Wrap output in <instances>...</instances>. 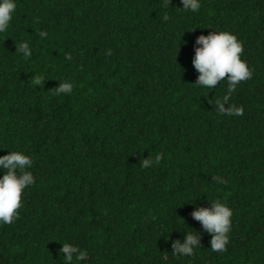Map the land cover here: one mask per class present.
Returning a JSON list of instances; mask_svg holds the SVG:
<instances>
[{"label": "trees", "instance_id": "obj_1", "mask_svg": "<svg viewBox=\"0 0 264 264\" xmlns=\"http://www.w3.org/2000/svg\"><path fill=\"white\" fill-rule=\"evenodd\" d=\"M15 2L0 33V156L29 155L35 183L0 223V264H64L65 242L87 252L77 264H264V0H199L197 12L182 0ZM213 31L237 35L253 70L229 100L242 116L215 111L226 79L195 84L196 40ZM23 41L31 57L15 52ZM60 81L72 93L54 95ZM217 198L233 211L223 253L191 215ZM194 231L195 255L174 256Z\"/></svg>", "mask_w": 264, "mask_h": 264}, {"label": "clouds", "instance_id": "obj_2", "mask_svg": "<svg viewBox=\"0 0 264 264\" xmlns=\"http://www.w3.org/2000/svg\"><path fill=\"white\" fill-rule=\"evenodd\" d=\"M183 9L197 12L201 5L199 0H182ZM170 0H163L162 7L167 8ZM15 0H0V33L6 32L13 13L16 11ZM164 21L170 19L165 13L162 17ZM41 38L48 36L46 30L40 31ZM196 43L200 45L195 49V57L192 64L199 72L197 81L198 86L214 89L221 80L228 81L227 94L222 98H217L213 103L216 105L217 114L227 116H242L243 106L229 105L231 94L236 87L243 81L252 78L253 70L243 60V43L237 35L229 31H213L208 35L198 36ZM23 57H31L32 51L28 41L16 43V51ZM106 55L111 56V50H106ZM66 60H71V53L65 54ZM34 86L43 87L45 78L40 74L31 77ZM73 91V84L70 81H60L59 85L53 88L54 95L70 94ZM210 103H212L210 101ZM229 105L225 107V105ZM163 159V153H157L155 158L148 156L140 161L142 168H150L154 164L159 165ZM33 159L22 151H9L7 155L0 156V168L4 174L0 177V223L5 225L12 224L19 218V209L22 207V197L24 189L35 183V178L31 171ZM216 183L226 184L227 181L219 176H212ZM211 207H199L192 212V217L199 221L204 231L211 234V250L223 253L227 251L229 243V233L231 231L233 215L232 209L219 198L211 201ZM200 236L194 232H187L183 242L175 240L172 243V254L174 256H193L194 249L199 247ZM60 252L64 254V264H77L79 261L88 258L87 252L69 242L63 243Z\"/></svg>", "mask_w": 264, "mask_h": 264}]
</instances>
